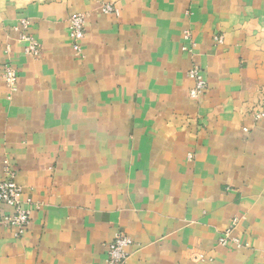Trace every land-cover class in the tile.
<instances>
[{
  "label": "crops",
  "instance_id": "crops-1",
  "mask_svg": "<svg viewBox=\"0 0 264 264\" xmlns=\"http://www.w3.org/2000/svg\"><path fill=\"white\" fill-rule=\"evenodd\" d=\"M263 109L264 0H0V182L9 158L31 209L22 236L0 224V264H108L119 234L125 264H264Z\"/></svg>",
  "mask_w": 264,
  "mask_h": 264
},
{
  "label": "built area",
  "instance_id": "built-area-1",
  "mask_svg": "<svg viewBox=\"0 0 264 264\" xmlns=\"http://www.w3.org/2000/svg\"><path fill=\"white\" fill-rule=\"evenodd\" d=\"M102 10L105 13L119 14V10L110 3L103 4ZM29 28L30 21L22 19L20 24L15 27V30L19 32V40L25 43V52L29 56L38 57L42 54L43 47L30 32ZM68 30L74 54L81 57L83 55L82 42L86 36L85 14L78 12L70 15L68 19ZM190 34L189 31H186V37L188 39L191 38ZM214 39L219 44L224 41L223 36L220 35L215 36ZM184 50L192 51L193 48L185 46ZM2 75L10 90L13 92L16 91L18 71L11 62H7L3 65ZM188 76L194 82L190 90V96L193 99L201 98L208 88V83L204 77L202 67L194 62L188 72ZM253 116L256 120L264 118V109L254 111ZM245 130H247V128H245ZM3 174V179L0 182V204L9 207L10 211L7 213L0 212V224L15 228L17 235L22 236L31 223V209L28 206V202L22 199L23 189L17 182V171L9 158L4 159ZM237 223V219L232 221L229 229L220 239L222 244H227L229 241H232L241 246L240 240L231 236V232L237 226ZM132 242V239L128 235H117L109 245L108 264H125L129 257L126 247L132 244Z\"/></svg>",
  "mask_w": 264,
  "mask_h": 264
}]
</instances>
